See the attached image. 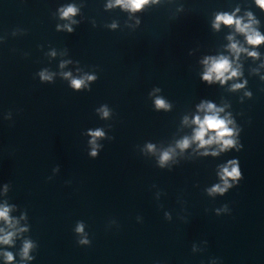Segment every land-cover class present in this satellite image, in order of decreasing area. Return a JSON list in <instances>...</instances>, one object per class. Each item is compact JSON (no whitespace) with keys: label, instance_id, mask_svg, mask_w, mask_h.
Returning a JSON list of instances; mask_svg holds the SVG:
<instances>
[{"label":"water","instance_id":"1","mask_svg":"<svg viewBox=\"0 0 264 264\" xmlns=\"http://www.w3.org/2000/svg\"><path fill=\"white\" fill-rule=\"evenodd\" d=\"M224 13L264 35L256 0H0V264H264V44L215 28ZM221 56L240 74L203 81ZM208 103L234 147L192 139Z\"/></svg>","mask_w":264,"mask_h":264},{"label":"clouds","instance_id":"2","mask_svg":"<svg viewBox=\"0 0 264 264\" xmlns=\"http://www.w3.org/2000/svg\"><path fill=\"white\" fill-rule=\"evenodd\" d=\"M155 3L157 0H115V4L121 6L124 9L130 10L132 12H138L143 9L145 5H148L149 3ZM256 4L264 10V0H256ZM110 7L112 5H109ZM239 11V9H237ZM76 12V9L72 6H69L64 12L63 17H68L70 15H74ZM248 16L251 21V13H248ZM223 23L226 26H232L235 25L236 30L240 33L245 34L247 43L251 46H259L261 44H264V35H261L259 32L255 31L252 26L251 22L248 24L242 23V20L239 18H235V14L229 15L227 13L219 14L216 17V21L214 23L215 28H219V25ZM115 27V25H113ZM71 31V28L68 29ZM231 40V37H229ZM230 49L235 52L238 56V54L242 51H247V49H243L237 45V43H231ZM249 56L257 57V52H249ZM204 63L207 65L206 71L202 76V80L208 82L209 84L213 83L214 81H218L221 84H224L227 80L232 79L233 77H237L240 73L232 68V63L227 57L221 56L220 58H208L204 61ZM226 73L228 75H226ZM42 79H50L49 76H47L45 73H41ZM89 80L94 79V77H89ZM83 80H73L72 86L75 89H80ZM243 87L242 84H236L233 85L234 89ZM157 107H167L165 102L163 100H157L156 101ZM201 108H204L205 105H201ZM206 109L208 113L206 114L204 118L201 120L199 116H196L193 120V123L198 125V127L194 131L193 140L199 142V147L204 148L207 145H212L213 143L219 144L220 151H225L229 148H232L235 146V141L230 138L233 135V129L228 127L229 123L231 121H228L226 119L220 118L218 113L220 111H223V109H216L214 104L208 103L206 105ZM104 115L107 116V111L104 112ZM209 133H214V135H209ZM94 137H100L103 135L102 132L97 130L94 133H91ZM208 135V139H205V136ZM94 142V141H93ZM190 141L188 138H185L182 142L178 144V146L181 149H186L189 147ZM152 146L149 145V148ZM207 155V153H204ZM212 155H217V152H212ZM92 156H96V152L93 151L91 153ZM169 159V154L165 152L161 157V166H163V162L167 161ZM229 165H231V168L229 167H223L220 173L221 180L223 181V187L220 185L214 186L212 189H210V192H218L220 194H223L225 191H227L228 188H230L232 185L229 183V180H238L241 176V172L239 169V166L236 161H229ZM9 211L10 209L8 207L0 208V220L5 221L6 223H9L11 226V221L9 218ZM83 230L82 226L77 227V231L81 232ZM3 229H0V232H2ZM14 233L9 232L4 234L3 236H0V244L5 245H11L13 240ZM81 243H87V241H81ZM32 247L30 242H25L23 253L22 255L27 258L31 259V257L28 256L29 250ZM4 257L6 262L13 261L14 257L12 253L6 252L4 253Z\"/></svg>","mask_w":264,"mask_h":264}]
</instances>
